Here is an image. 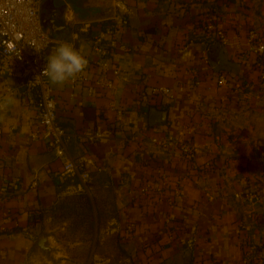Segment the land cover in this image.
I'll return each mask as SVG.
<instances>
[{"label":"crops","instance_id":"crops-1","mask_svg":"<svg viewBox=\"0 0 264 264\" xmlns=\"http://www.w3.org/2000/svg\"><path fill=\"white\" fill-rule=\"evenodd\" d=\"M235 1L87 0V14L76 15L68 7L62 19L67 29L53 33L67 38L72 19L105 18L113 6L121 15L120 29L131 51L120 57L122 72L114 89L94 97H70L64 84L54 86V95L58 121L67 131L68 157L86 163L91 176L88 188L97 212L98 206L115 207L118 214L113 221L122 225L133 221L139 229L135 238L154 240L146 252L155 256L145 264L169 259L171 264H181L187 254L190 264H241V222H247L264 240L261 67L255 65L258 71H251L255 83L261 80V87L221 88L216 96H203L187 86L171 102L163 99L141 106L140 100L144 87L166 84L177 90L179 83L188 80L187 69L202 67L200 52L213 43L207 42L208 34L196 20L207 14L219 15L221 3L238 7L239 2H246L248 6L241 7L244 13L233 11L227 20L236 26L245 22L240 19L245 17L246 22L262 25L264 31V0ZM224 50L229 52L221 47L223 58L227 55ZM4 96H10L11 103L0 105V264H52L42 253L33 254L32 248L44 230L56 229L57 204L64 191L71 187L79 190L80 183L62 172L66 157H56L44 139L29 137L36 108L26 102L16 79L0 75V98ZM109 105L137 111L141 120L134 125L111 122L114 110ZM155 110L166 111V119L152 122L150 115ZM97 123L110 128L102 140L86 142L84 134ZM190 127V139L200 148L193 163L181 160L173 148L159 149L150 143L140 147L151 133L187 137ZM160 167L166 170L169 183L163 193L145 200L138 188L155 179ZM180 170L186 173L174 207L177 228L168 234L164 231L163 196L172 192ZM249 191L259 199L250 200ZM103 232L100 225L99 236ZM181 245L184 248L180 249ZM70 248L56 246L54 258ZM57 264L69 263L62 259Z\"/></svg>","mask_w":264,"mask_h":264},{"label":"built area","instance_id":"built-area-1","mask_svg":"<svg viewBox=\"0 0 264 264\" xmlns=\"http://www.w3.org/2000/svg\"><path fill=\"white\" fill-rule=\"evenodd\" d=\"M44 0H0V75L16 79L18 87L29 105L36 108L35 122L29 137L34 140H45L46 147L56 157H66L62 164V172L75 177L80 185L88 190L90 172L86 163L80 158L68 157L65 137L66 129L59 123L57 116V100L54 86L47 77L41 74L48 55L57 43L67 41L88 60L85 71L76 79L65 83L70 97H94L96 94L111 92L122 72L119 60L123 54L131 51L130 45L122 35L121 15L112 7L105 18L95 20H71L70 34L67 38L59 37L48 32L41 20V4ZM197 25L208 33H212L214 41L228 50L230 42L224 28L211 23L204 24L201 19ZM201 23V25H199ZM209 36V35H208ZM87 46L88 51L83 47ZM244 58L253 59L261 67V79H264V31L258 27H250L244 41ZM201 68L187 69V81L178 84L177 90L166 84H155L144 87L141 94V106L161 103L164 99L171 102L177 93H183L186 87L198 90L199 95L216 96L221 88L231 90L238 87L236 80L227 71L215 70L208 57V47L200 52ZM143 104V105H142ZM114 110L111 122H122L123 125H134L141 120V114L134 111L126 112L124 108L109 105ZM110 128V127H109ZM108 128V129H109ZM104 124L97 123L96 127L84 134L86 142L102 140L108 130ZM187 137L176 136L169 132H155L147 136L146 141L140 142L143 148L148 143L156 148H173L179 158L193 163L199 151L197 142L189 138L193 135V128L186 131ZM156 178L138 188V194L145 200H150L154 194L163 193L169 183L166 170L161 167L156 170ZM185 171L180 170L174 180L172 192L163 196L166 206L164 215V231L172 233L175 224L176 197L181 193V186L185 181ZM33 185L35 182H32ZM250 200H258V195L249 191ZM239 244L242 251L241 264H264V240L251 230L247 222L240 223ZM131 229V226L128 225Z\"/></svg>","mask_w":264,"mask_h":264},{"label":"rangeland","instance_id":"rangeland-1","mask_svg":"<svg viewBox=\"0 0 264 264\" xmlns=\"http://www.w3.org/2000/svg\"><path fill=\"white\" fill-rule=\"evenodd\" d=\"M232 1L234 2L235 0ZM229 2L218 5L217 11H219V15L217 13L211 16L207 14L202 16L201 19L204 21V24L211 23L218 25L220 23L219 26L224 28L230 42L228 50L232 52L231 54L224 50V53L227 55L223 59L228 63V68L224 71L234 76L238 87H249L251 85L261 87L259 86L260 78L258 79L260 81L255 83L251 76L253 71H258L255 68L256 64L253 62V59L244 58L243 50L248 29L250 27H258L263 31L262 25L256 22H246L245 17H240L245 22H240L241 25L234 26L233 22L227 20V18L231 17L230 14L233 11L242 10L241 12L244 13L241 7L246 8L248 4L246 2H239L238 7L240 8H238L237 5L234 6ZM202 31L209 35L206 39L208 43L217 42H212L214 41L212 31L210 33ZM236 62L240 63V65H236ZM249 79L252 80L249 81ZM190 140L192 141V139ZM79 187V190H74L71 187L69 190L64 191L60 199L63 204L60 210L62 213L60 214L59 211L58 217L56 216L57 227L54 229L56 237H50V245L71 248L65 251L64 255H60L56 259H65L69 264H145L148 260L152 261L155 255L146 252V248L154 244V240L135 238V233H139V229L135 227L133 221H127L123 225L113 221L116 219V214H118V210L115 207L108 205L98 206L100 210H98V218L97 216L95 217L93 231H89L88 208L80 197V194L86 192L91 197L90 190L89 188L88 190L84 189L81 185ZM100 225L103 226L104 232L99 236ZM128 225L131 226V229L128 228ZM171 241L173 240L171 239ZM163 245H166V243L164 242ZM179 248H184V245L179 246ZM158 258L160 257H154V260ZM160 262L162 264L172 263L171 259L166 262Z\"/></svg>","mask_w":264,"mask_h":264},{"label":"water","instance_id":"water-1","mask_svg":"<svg viewBox=\"0 0 264 264\" xmlns=\"http://www.w3.org/2000/svg\"><path fill=\"white\" fill-rule=\"evenodd\" d=\"M70 7L72 10L77 9V1L73 0H44L41 4V20L45 29L54 34H60L61 29H67L63 22V17L66 9ZM208 57L215 70H227L228 63L222 57L221 45L217 41L208 47ZM166 111L155 110L151 113L150 119L154 121L165 120ZM56 237L55 230L46 229L42 232L39 239L35 242L32 253H42L51 261L52 264H57L58 259L54 258L53 253L57 252L56 247L50 245L49 238ZM188 254L184 256L181 264H190Z\"/></svg>","mask_w":264,"mask_h":264},{"label":"clouds","instance_id":"clouds-1","mask_svg":"<svg viewBox=\"0 0 264 264\" xmlns=\"http://www.w3.org/2000/svg\"><path fill=\"white\" fill-rule=\"evenodd\" d=\"M88 66L87 58L70 42L60 41L48 55L41 74L47 77L53 86H63L82 74ZM11 103L10 96L0 98V105L7 107Z\"/></svg>","mask_w":264,"mask_h":264},{"label":"trees","instance_id":"trees-1","mask_svg":"<svg viewBox=\"0 0 264 264\" xmlns=\"http://www.w3.org/2000/svg\"><path fill=\"white\" fill-rule=\"evenodd\" d=\"M80 197L83 199V201L85 202L86 207L88 208L89 231L92 232L93 231V227H94L95 217L97 216V218H98L97 209H96V207L94 205L92 197H90L88 195V193L83 192V193L80 194ZM92 204L94 205V209H93V205ZM62 206H63L62 201H59L58 204H57L58 210H61ZM61 213L62 212L60 211V214Z\"/></svg>","mask_w":264,"mask_h":264},{"label":"flooded vegetation","instance_id":"flooded-vegetation-1","mask_svg":"<svg viewBox=\"0 0 264 264\" xmlns=\"http://www.w3.org/2000/svg\"><path fill=\"white\" fill-rule=\"evenodd\" d=\"M77 1V9L73 10L76 15H85L87 14V0H73Z\"/></svg>","mask_w":264,"mask_h":264}]
</instances>
